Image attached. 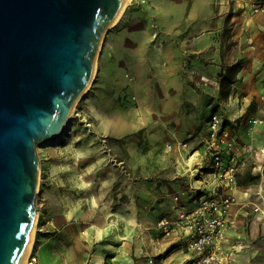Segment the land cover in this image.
<instances>
[{"label":"crops","instance_id":"0c3cea01","mask_svg":"<svg viewBox=\"0 0 264 264\" xmlns=\"http://www.w3.org/2000/svg\"><path fill=\"white\" fill-rule=\"evenodd\" d=\"M232 1L229 10L233 21H240L236 35L228 38L233 30L227 26L220 41L215 38V31L195 39L197 77L202 82L200 93H195L189 80L179 75L178 69H186L187 64L172 59L175 51L171 47L162 51L161 70L168 81L174 80L180 88L160 100L171 119L169 123L159 121L161 135L156 143L160 151L166 152L159 151L156 174L134 171L145 168L147 161L139 156L140 146L127 143L124 138L133 131L128 128L127 113L105 109L102 113L92 109L94 123H101L110 137L119 140L120 150L126 153L122 158L114 148L110 147V155L99 146L96 141L99 136L90 130L91 120L90 131L75 132V199L47 200L44 196L42 201H37L39 220L34 246L39 264H185L190 257L186 245L188 232L177 227L176 232L165 235L155 226L162 217L175 221L181 204L191 208L194 201L186 193L191 186L203 185L206 191L201 193H206L215 185L204 163V146L199 142L206 133L207 119L202 121V117L212 112L210 109L216 103L221 105L218 111L226 112L228 122L236 126L243 142L252 148L243 149L242 154L249 159L250 174L257 177L256 181L240 183L233 190L236 200L231 206L225 249L238 244L236 264H264V13L242 15L234 12L236 4ZM237 44L241 45L239 54L231 62L226 60L228 49ZM151 56L153 48L150 47L121 50L116 61L120 70L115 76L117 98L122 90L120 83L125 81L137 95L148 93L153 99L150 101L155 103L158 97L154 88L156 63ZM238 61L243 63L238 74L240 80L232 86L229 98L223 99L220 72ZM124 71H129L134 83L129 82ZM190 99L194 112L189 107ZM91 105H96L93 99H89L86 107ZM248 117H258L262 123L250 130L244 123ZM188 138L193 145L190 152L178 144ZM166 141L173 145L172 149L167 148ZM112 150L120 155H116L119 160L112 155ZM139 162L143 166L139 167ZM247 168L240 171L241 180H249L244 175ZM57 247H62L61 260Z\"/></svg>","mask_w":264,"mask_h":264},{"label":"water","instance_id":"95a60500","mask_svg":"<svg viewBox=\"0 0 264 264\" xmlns=\"http://www.w3.org/2000/svg\"><path fill=\"white\" fill-rule=\"evenodd\" d=\"M128 1L0 0V264H23L38 224L37 146L86 98Z\"/></svg>","mask_w":264,"mask_h":264},{"label":"rangeland","instance_id":"374dc122","mask_svg":"<svg viewBox=\"0 0 264 264\" xmlns=\"http://www.w3.org/2000/svg\"><path fill=\"white\" fill-rule=\"evenodd\" d=\"M233 2L232 0L230 2H227V0H134L124 9L120 20L111 29L104 42V48L98 60L95 82L89 90L88 97L76 106L89 121L93 122V127L90 130L95 132L93 134L99 136L96 141L101 144L99 146L102 149L105 150L104 145H109L120 153L121 156L116 153L117 156L122 158L126 155L125 152L120 150L122 147L118 143L119 140L110 137L109 132L102 129L101 123H94L93 110H99L102 113L104 109L106 112L107 110L110 112L117 110L125 112L130 118L128 128L133 131L124 138H126L127 143H137L140 146L139 156L145 157V161H147L145 168H142L143 163L140 164L139 162L138 165L141 168H135L134 171L138 170L141 173V170H146L145 172L151 176L157 173L159 167L156 165L155 160L159 154L160 146H157L156 142L158 136L161 135L158 125L162 122L169 123L171 119L162 108L163 105L160 100L163 96L168 98L172 95V91L174 92L176 88H180L174 80L168 81L166 74L161 70L162 51L167 50V46L171 47L173 52L175 51L172 54V59L179 64H187L186 69H178L179 75L189 80L195 93H200L202 82L197 77L199 69L195 56V39L201 35L203 36L204 33L215 31V38L220 41L224 35L222 31L227 26H231L232 28L229 27V29L233 30L228 38L236 35V26L240 25V21L236 19L235 22L233 21V13L229 10V6H232ZM240 44L228 49L226 60L231 62L236 58L240 52ZM137 47L153 48L151 59L152 62L156 63L155 74L157 75L154 88L157 89L158 95L155 103L150 101L153 99L148 93L143 96L137 95L125 81L120 83V89H122L120 97L117 98L116 96L119 89L117 88L115 76H118L120 72L116 61L120 59L121 50L130 51ZM124 72L129 78V82H132L133 79L129 71ZM164 84L165 86L162 87ZM89 99H93L96 105L87 108L86 105ZM192 103L193 100L190 99L189 107L191 112H194ZM212 103L213 100L209 104ZM220 106L216 103V106L210 110L212 112L214 110L218 111ZM210 112L202 117V121L209 117L212 113ZM224 115L228 117L225 111ZM72 130V136L67 143L61 142L54 148L46 146L40 148L37 146L41 167L36 201H42L44 196L47 200L75 199V176L77 172L73 163L74 147H76L73 146V137L77 131L90 130L78 119L75 120ZM192 136H189V138ZM104 139H106V142L103 141ZM112 139L114 143L111 141ZM166 144L169 148L168 141H166ZM164 147L166 148V145ZM114 153L112 150V155L117 158ZM117 160L119 159L117 158ZM116 165L114 163V166ZM61 248H56L59 253ZM62 258L63 254L60 253V260Z\"/></svg>","mask_w":264,"mask_h":264},{"label":"built area","instance_id":"2783aa9c","mask_svg":"<svg viewBox=\"0 0 264 264\" xmlns=\"http://www.w3.org/2000/svg\"><path fill=\"white\" fill-rule=\"evenodd\" d=\"M235 4L234 12L242 15L264 13V0H235ZM73 114L85 127L90 128L92 122L77 107ZM244 123L248 129L253 130L262 120L248 117ZM103 141L106 142V139ZM199 143L204 146V163L208 166L215 185L206 193H201L206 191L203 185L191 186L186 191L188 198L194 201L191 208L181 204L177 207L179 215L175 221L162 217L155 227L165 235H171L179 227L188 232L186 245L190 257L185 264H236L235 251L238 244L225 249L226 231L230 226L231 206L236 200L233 190L238 185V174L250 166L249 159L243 156L242 150L252 148L243 142L236 126L228 122V117L220 111L212 112L207 118L206 133L201 135ZM178 144L185 151L193 149L190 139ZM104 147L106 153L111 155L110 146ZM172 148L173 145L169 144V149ZM111 160L115 161L113 156ZM26 264H39L36 252H31Z\"/></svg>","mask_w":264,"mask_h":264},{"label":"trees","instance_id":"16d2710c","mask_svg":"<svg viewBox=\"0 0 264 264\" xmlns=\"http://www.w3.org/2000/svg\"><path fill=\"white\" fill-rule=\"evenodd\" d=\"M243 69V63L242 61H238L235 65L230 66L227 68V70L221 71L220 76H221V81H220V93L221 97L223 99H228L230 96V92L232 91V86L237 83L238 80H240V77L238 76L239 72ZM251 169L247 168L244 175L245 177L249 178L246 180H241V176H238V185L240 183H246V182H252L256 181L257 177L252 176L250 174Z\"/></svg>","mask_w":264,"mask_h":264},{"label":"bare ground","instance_id":"6f19581e","mask_svg":"<svg viewBox=\"0 0 264 264\" xmlns=\"http://www.w3.org/2000/svg\"><path fill=\"white\" fill-rule=\"evenodd\" d=\"M134 0H129L128 2H127V6L129 5V4H131L132 2H133ZM126 7V6H125ZM125 9V8H124ZM124 11V10H123ZM123 11L121 12L122 14L120 15V17L123 15ZM120 20V18L116 21V23L114 24V25H116L117 24V22ZM114 27V26H113ZM112 27V28H113ZM98 63V62H97ZM88 94L89 93H87V96H88ZM87 96H86V98H87ZM75 120H76V116L73 114V116L69 119V122H68V124L65 126V128H64V132L60 135V136H57V138H52V139H48V140H45V141H43V142H41V144H39L38 145V147H43V146H46V147H51V148H54L55 146H57L59 143H61V142H65V143H67V142H69L70 141V138H71V136H72V132H73V130H72V128H73V126H74V122H75ZM39 184H40V180H39ZM39 187V186H38ZM38 217L39 216H37V219H36V221H37V223H38ZM36 227H37V225H35V227H34V232H33V234H32V237H31V239H30V242H29V244H28V251H27V254H26V256H25V258H24V261H23V264H26V262H27V259H28V256L31 254V252H36L35 251V246H34V244H35V240H36ZM37 254V253H36ZM38 256V255H37ZM38 263H39V258H38Z\"/></svg>","mask_w":264,"mask_h":264}]
</instances>
